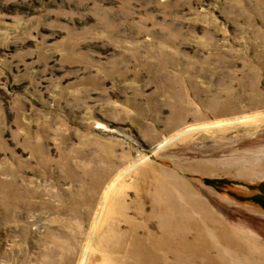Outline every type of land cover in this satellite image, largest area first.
<instances>
[{"label":"rangeland","instance_id":"1","mask_svg":"<svg viewBox=\"0 0 264 264\" xmlns=\"http://www.w3.org/2000/svg\"><path fill=\"white\" fill-rule=\"evenodd\" d=\"M0 264H264V0H0Z\"/></svg>","mask_w":264,"mask_h":264},{"label":"trees","instance_id":"2","mask_svg":"<svg viewBox=\"0 0 264 264\" xmlns=\"http://www.w3.org/2000/svg\"><path fill=\"white\" fill-rule=\"evenodd\" d=\"M260 204H263L262 202H260Z\"/></svg>","mask_w":264,"mask_h":264}]
</instances>
